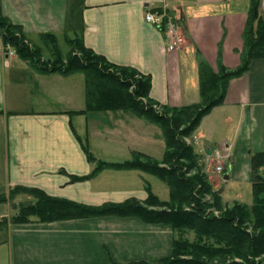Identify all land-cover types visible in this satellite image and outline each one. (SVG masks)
<instances>
[{
	"label": "crops",
	"instance_id": "obj_1",
	"mask_svg": "<svg viewBox=\"0 0 264 264\" xmlns=\"http://www.w3.org/2000/svg\"><path fill=\"white\" fill-rule=\"evenodd\" d=\"M258 1L264 21V0ZM250 7L251 0H0V12L20 25L32 44L42 48V36L51 34L65 55L68 40L80 38L110 63L149 76V97L170 107L200 101L202 61L214 70L241 65ZM147 12L171 16L183 35L177 48L169 49L164 31L145 19ZM6 46L0 36V195L15 187L36 188L99 206L131 198L144 201L147 186L154 192L149 173L140 170L104 169L86 178L95 163L82 143L99 161L122 163L134 152L161 160L166 145L159 126L125 108L88 110L83 72L41 71L16 53L7 55ZM192 139L201 157L221 149V182L252 186V158L264 152V58L253 59L247 72L229 81L224 102L203 117ZM208 167L215 171L213 162ZM132 175L139 189H128ZM32 200L19 194L3 204ZM241 203L252 205L253 200ZM13 215L0 217V264H96L90 262V245L102 250L110 245L108 239L116 243L127 234L133 235L125 240L131 246L122 255H128L127 262L145 261L157 248H169L173 238L171 227L134 216L52 222L32 217L28 223H15ZM104 219L112 223L88 227ZM119 244L118 250L123 247Z\"/></svg>",
	"mask_w": 264,
	"mask_h": 264
},
{
	"label": "trees",
	"instance_id": "obj_2",
	"mask_svg": "<svg viewBox=\"0 0 264 264\" xmlns=\"http://www.w3.org/2000/svg\"><path fill=\"white\" fill-rule=\"evenodd\" d=\"M0 36L20 58L41 71L83 72L87 81L88 110L125 108L161 128L166 145L161 160L134 152L131 160L122 163L99 161L82 143L91 162L95 163L86 178L94 177L104 169H135L157 176L170 191L169 199L161 200L147 186L148 196L144 201L131 198L120 203L92 206L53 197L36 188L15 187L8 195H0V204L13 201L19 194H27L33 200L31 205L27 201L13 203L17 212L12 216V222L28 223L32 217L52 222L134 216L146 223L171 227L172 250L157 262L125 264H264V152L252 158L253 204L236 201L226 206L220 191H214L207 174L202 172L198 153L185 141L194 134L203 117L224 102L229 81L247 72L253 59L264 58V21L258 0H251L243 34L241 65L233 70L224 66L214 70L202 61L199 66L201 99L181 107L161 105L152 100L149 97V76L110 63L104 56L87 48L80 38L68 40L70 50L64 55L54 35H43L42 40L52 54L53 62H50L51 58L42 61V48L28 41L21 26L12 23L1 12ZM208 194L212 203L205 201ZM210 208L219 214L208 213Z\"/></svg>",
	"mask_w": 264,
	"mask_h": 264
},
{
	"label": "rangeland",
	"instance_id": "obj_3",
	"mask_svg": "<svg viewBox=\"0 0 264 264\" xmlns=\"http://www.w3.org/2000/svg\"><path fill=\"white\" fill-rule=\"evenodd\" d=\"M43 44L44 45L42 47L43 48L42 49V51H43L42 61H46L50 58L52 59V54L50 53L49 46H47L45 43H43ZM60 46H61V49L64 50V52L67 51L65 49L67 46L65 44H63V42H60ZM50 62H53V59L50 60ZM185 141H186V143H188V145L193 146L195 151L198 153L197 149H199L200 147H197V145H198L197 140L194 141L192 139V136H191V137L186 138ZM199 159H200L199 160L200 165L202 167L201 168L202 172L207 174V180L211 184L214 191H220L223 203L226 206L233 205V203H227L231 200L238 199V202H239L242 198L243 201H240V202H248V203L253 200L252 186H248V184L247 185H240V184L226 185V184H224V182H221V180H220V177L222 178V176H223V172L218 173V175L220 176V177H218L217 172H215L213 169H210L208 167L209 165H211V162H213L214 168H215V166L217 164H220V162L218 163L216 160H214V158L209 156V154L206 155L205 157L199 156ZM221 163H223V162L221 161ZM208 168H209V171L207 170ZM147 177H148V181L150 182V184L154 188L153 189L154 192L161 199L168 200L169 196H170V194H169L170 191H169L168 185L164 181L159 179L157 176L147 174ZM132 178H133V175L130 177V179L128 177V181H129L128 182V187H129L128 189H130V188L131 189L132 188L139 189V185H138L137 181L132 180ZM132 181L134 182V184L131 183ZM117 182L120 185H123L122 182H119V181H117ZM25 198L26 197H21V198L17 197V199H21V200H24ZM17 199H16V201H21V200H17ZM205 201H207L208 203H212L213 199H211V195H209V194L206 195ZM185 209L188 210L189 208L186 207ZM9 212L11 215H13L16 212V210L14 209L12 204H10L9 206L7 204H0V217L4 216L5 214H7ZM208 213L219 214L218 211L213 210L211 208L208 210ZM102 217H109V216H102ZM111 217L123 218L122 216H111ZM92 218H97V217H91L88 219H92ZM86 221H88V220H86ZM92 221H96V220H92ZM98 223H99V227L101 228L103 225H105V223H106V226H108L109 225L108 223H112V221H110L109 219H104V220H98L97 222H89L87 224H88V227L92 230L93 228H95L98 225ZM129 223L130 222H124L123 226H126V224H129ZM87 224H84V226ZM106 230H107V233H109V230L107 228H106ZM171 231H172V229H171ZM171 233L173 235V232H171ZM171 233H170V237H171ZM7 234H8L7 232H4V235H3L4 238L5 237L7 238ZM92 235H93V231H91V236ZM130 237H133V235L127 234V235H125V237H120L121 239L117 238L118 240L116 241V243H120L119 245H123V247L120 248L119 250L115 248L116 243L113 241H110L109 239H108V242L110 243V245L108 244L107 248H103L102 250L101 249L97 250L96 246L90 245V251H91L90 262H92V263L95 262L96 264H101V263H103V264H125V263L131 262V261H129V262L126 261L129 258L128 255H122V254H127V253H125V250L131 246V241H128L127 243H125V240H129ZM92 238L93 237H91L90 240ZM172 239L173 238L171 237L170 243L168 241L169 248H167L166 245L159 247V248H161L160 250H158V248H157L155 250V252L153 251L155 254L152 252V253H150L149 257L147 255L148 259H145V261L146 262H157L159 260L160 256L164 257L165 255L167 256L169 253H171L170 250L172 249ZM92 243H94L93 240H91L90 244H92ZM112 250H114V251H112ZM95 251H99L97 256H93V253H95ZM96 259L100 263H97ZM262 259H264V257H262ZM147 260H152V261H147Z\"/></svg>",
	"mask_w": 264,
	"mask_h": 264
},
{
	"label": "built area",
	"instance_id": "obj_4",
	"mask_svg": "<svg viewBox=\"0 0 264 264\" xmlns=\"http://www.w3.org/2000/svg\"><path fill=\"white\" fill-rule=\"evenodd\" d=\"M145 19L147 20V22L152 23L153 25L164 31L168 40L169 49L172 50L177 48L183 41V35L176 24L172 21L170 15H167L164 12H147L145 15ZM6 53L7 55L12 56L15 54V50L10 45H7ZM212 158H214V160H216L218 163L221 162L224 158L221 149H216ZM223 170L224 168L222 164H217L215 166V171L217 173L223 172Z\"/></svg>",
	"mask_w": 264,
	"mask_h": 264
},
{
	"label": "water",
	"instance_id": "obj_5",
	"mask_svg": "<svg viewBox=\"0 0 264 264\" xmlns=\"http://www.w3.org/2000/svg\"><path fill=\"white\" fill-rule=\"evenodd\" d=\"M28 204L31 205V202H29Z\"/></svg>",
	"mask_w": 264,
	"mask_h": 264
}]
</instances>
